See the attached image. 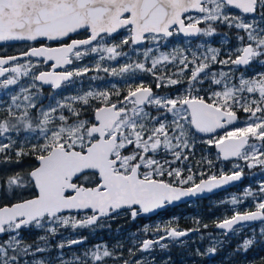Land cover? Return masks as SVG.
I'll use <instances>...</instances> for the list:
<instances>
[{"label": "snow or ice", "instance_id": "snow-or-ice-1", "mask_svg": "<svg viewBox=\"0 0 264 264\" xmlns=\"http://www.w3.org/2000/svg\"><path fill=\"white\" fill-rule=\"evenodd\" d=\"M231 9L247 15H234ZM192 10L203 15L197 18L186 15ZM213 22L245 33L237 34L236 39L241 41L242 47L236 50L235 59L229 57L218 61L219 49L209 47L207 53L210 55L198 57L193 53L191 61L182 51L178 55L179 50H173L151 57L150 67L144 62H133L111 69L113 76H134L136 71L150 73L156 78V88L159 89L184 81L165 74L157 75L158 65L179 59L182 66L179 74L189 69V64L193 65L185 93L175 98L157 95L141 81L135 87L129 85L122 98L121 90L113 86L112 90L91 89L82 95L66 97L47 108L38 104L39 93L32 91L36 82L59 89L62 84L70 83L73 77L91 70L109 72L108 68L101 69L100 61L105 59V55L100 56L94 69L84 67L74 71L39 72L32 77L28 87L21 86L17 94L11 95V102L6 107L7 115L0 118V137L8 140L0 143V153L14 149L16 164L26 156H32L37 163L30 170L0 177V195L22 196L24 191L21 190L34 191L35 194L0 206V235L7 236L0 242V264H21L22 261L23 264H47L43 259L26 260L25 257L45 252L48 236L39 237L45 247L37 245L33 248L32 244L24 242L22 229L35 227L55 236L57 225L86 228L96 225L102 218L119 214L121 210H128L135 219L141 213L154 212L182 198L211 192L239 181L242 169L231 174L221 172L219 177L213 174L195 183L192 174L185 179L182 169L171 167V163L177 160L188 159L183 151L194 147L196 133H215L225 124L231 125L236 121L238 117L234 108L249 114L245 126L233 127L205 143L217 147L225 160L239 157L249 168L264 167V71H257L250 78L241 73L238 86L225 84L223 91H211L208 100L198 95L201 89L196 87L208 78L206 70L211 63L250 67L257 62L264 66V0H0V42H36L43 38L59 44L57 47L44 44L30 47L19 56H0V77L9 74L0 81L3 89L18 85L19 77L28 76V69L35 67L31 64L27 67L22 64L5 67L21 57H43L54 61L53 69L72 64L73 57L80 60L89 53L106 54L108 60H113L127 55L119 51L124 44L158 41L177 33L212 36L216 31ZM201 23H207L208 27L201 28ZM122 28H128L129 35L120 44L107 46L103 43L105 36H111ZM80 30L89 32L87 38L70 39L71 34H78ZM64 38H69L70 42L63 43ZM82 46L87 47L81 50ZM151 51L147 49L143 53L146 59ZM217 75L222 79L216 78ZM229 75L225 72L211 73V82L220 85ZM245 91L258 92L259 99L247 100L239 95ZM113 97H116L115 101ZM93 101H99V105L93 106ZM89 108L92 109V118H83ZM149 108H155L157 115H153ZM32 110L38 112L35 122L30 115ZM168 114H171V120ZM12 133L17 136L29 133L31 138L26 137L17 144L11 137ZM250 139L261 143H249ZM161 150L171 153L173 161L158 159L157 154ZM4 162L12 161L5 155ZM207 162L211 166L212 162ZM234 168H239V165ZM165 176L175 177V181H166L163 179ZM186 184L191 186H181ZM259 194L262 198L255 204V211H236L216 226L235 232L234 226L242 222L264 221V184L260 185ZM253 195L250 189H245L244 197ZM239 202L235 197L231 201L232 204ZM71 210H90L91 215L77 219L63 214ZM148 230L147 227L144 229ZM164 231L166 235L158 240H144L138 251L150 252L157 244L166 249L168 245L162 243L165 239L176 240L198 229L165 228ZM82 242L69 240L67 243L71 246ZM258 243L264 244V227L258 236L253 234L252 238L244 239L237 251L246 252ZM57 247L63 249L65 244L60 243ZM217 250L212 246L206 253L198 250L197 254L214 255ZM129 254L134 256L135 252L129 249ZM89 257L93 262L117 258L106 245H97L94 250L85 252L84 258ZM76 260L85 264L80 257ZM61 264L72 262L61 260ZM123 264L131 262L124 260ZM135 264H148V261L137 260Z\"/></svg>", "mask_w": 264, "mask_h": 264}, {"label": "flooded vegetation", "instance_id": "flooded-vegetation-1", "mask_svg": "<svg viewBox=\"0 0 264 264\" xmlns=\"http://www.w3.org/2000/svg\"><path fill=\"white\" fill-rule=\"evenodd\" d=\"M186 15H189L191 17L196 18V16H195L196 14H194V13H189ZM200 26H201V28H203L202 24H200ZM128 33H129L128 28L121 29L117 33L112 34L111 36H105L103 43L107 46H111L112 44H120L121 36L124 34H128ZM88 35H89L88 31L81 30V31H79L78 34H71L70 39H85V38H87ZM242 35H245V33L242 32ZM199 36H200V34H199ZM197 38H193V37L191 38V37L184 36L181 33H177L171 37L159 39V45L163 49H168L169 46H171V45L181 46V44H184V42H189L192 45L193 49H194L193 45L198 44L199 46L197 49L199 50L202 47H200V43H201L200 40H197V41L195 40ZM70 39L64 38V40L62 42L63 43H69ZM41 44H44V45H47L50 47L59 46L57 41H48V40L43 39V38L39 41H36V42L24 41V42H18V43L2 44V45H0V56L19 55L21 52L28 50L30 47H39ZM153 44L154 43L151 40H145L143 43H139V44H132V43L124 44L119 49V51H121L122 53H126L127 55L118 56L113 60H108L106 58V54L89 53L88 55L84 56L80 60H76L73 57L72 64L60 65V66H57L55 69H53L52 65L55 63L54 61L45 60V58H43V57H41V58L27 57L24 59H20L16 62H11L8 65V67L9 68L15 67L16 64L32 63L33 65H35V67H32L33 76L38 74L39 72H42V71L43 72H48V71L63 72L66 70L67 71H74L77 69H83L84 67H89L90 69H94L96 63L98 61H100V56L105 55V59L103 61H100L101 69L108 68L109 72H104L103 70H100V71L91 70L82 76L73 77L72 81L70 83L62 84V86L59 89H53L51 86L45 87L42 83L37 82L38 85H37V89H35V90L40 91V92L45 94V100H43V102H41V103L48 102L49 98L52 101H56L57 99L64 97L66 95L74 96V95H78V94H83L84 92H87V91L91 90L92 88H95L96 90H105V89L112 90L113 86H115L116 89L121 90V98H122L123 95L126 94V90L128 88V87L126 89L122 88L125 80H127L129 82V85H131L132 87H135L136 85L140 84L142 81L145 86L151 87L156 94H158V93L159 94H166L171 98H175L176 96L184 94L185 89L187 87V78L186 77H189L191 75L190 71H189L188 75L186 73H183L181 75L169 74L168 76H171L173 79H181L184 82L181 84H178V85L165 87L167 89V91H163L164 86L157 89L156 88V78L152 74L147 73V72H135L134 76L132 74H126L127 78H124V76H113L110 74L112 68L119 69L121 66L125 65L126 63H133L134 61L139 62L141 58L144 59L145 57H144L143 53L147 49H151ZM86 47L87 46H82L81 50H84V48H86ZM220 54L221 53L219 52V58H220ZM153 56H155V52L151 51V53L149 54V58L148 59L145 58L144 63H147V66H151V57H153ZM257 64H258L257 62H253V64L250 67L249 66H235V68H237V69L240 68L239 73H241L242 71H247V69L244 70L241 68L249 67V70H252L255 67V65H257ZM221 67H223V64L222 65L221 64L215 65V73L219 74L220 73L219 68H221ZM232 71H234V69ZM8 75L9 74L2 77L0 79V81L7 78ZM184 76H186V77H184ZM93 77H98V79L94 80V79H92ZM202 77H203V74H202ZM196 87L198 89H201L198 92V95H202V94L206 93L205 82L203 84H197ZM211 87L215 88V87H219V85H217V86L214 85ZM0 90H4V89L0 88ZM193 94H197V93L194 92ZM53 97H54V99H53ZM115 99H116V97H113L114 101H115ZM98 105H99V101H93V106H98ZM148 110L151 111V113L153 115H157V111L155 108H149ZM34 111L37 112V110H32L31 111L32 117L37 118L38 115H35ZM65 114L67 115V110H65ZM83 118H92V109L91 108L86 110L85 116ZM168 118H169V115H168ZM27 135H28V133H21L19 136H17L16 133H12L11 137L13 140L17 141V144H19V142L25 140ZM27 138L30 139L31 136H27ZM7 142H8L7 137H0V143H7ZM185 153L187 155H189L187 161L180 164L181 162L178 160L176 162V165L188 166V163H192L193 172L197 173V177L194 179V182L198 183L200 181V179H202V178L205 179L204 178V144H198L197 143L194 145L192 150H187ZM5 155L10 157L12 162L5 163L4 162ZM165 157L166 156L164 154L157 155V158L160 159L161 161H164ZM16 159L17 158L15 156V150L14 149L10 150L7 153H0V177H4L6 175H12V174L19 172V171L30 170V168L37 163L32 156H26V157L21 158V163H19V164L15 163ZM166 166L167 165H165V167ZM189 174H190V172L183 171L182 177L186 179V177ZM163 179H165L166 181H169V182L175 181V177L165 176V177H163ZM181 186L190 187L191 184H186V185H181ZM235 190H236L235 187H233L231 189L213 194L210 197L203 199V200H205L208 203L214 204V202L218 201L219 199H220L219 201H221L222 199H224L226 197L227 194H229L230 192L235 191ZM21 191L28 193V191H26V190H21ZM7 198L8 197L5 198V196H3V199H6V200H3L5 202H3L2 204L0 203V206H2L4 204L16 202V200H13L12 198L11 199H7ZM223 204H225V203H223ZM167 210H168V208L164 209L163 211H161L156 216L141 215V216H137L135 219H132L131 214L128 210H121L119 212V214H123L122 218L125 220V222L120 224L122 231H125V233H127V231L131 228H133L135 230L134 233L132 234V236H129V237L133 238V245L136 246L135 247L136 250L139 249L140 244L144 240L148 239V240H154L155 241V240H158L160 236L166 235V234H160V232H162L163 229L162 228L159 229L157 227H154L153 222L155 219H157L158 216H163L165 211H167ZM63 214L68 215V216H73V217H76L77 219H80V218H83L85 215H91V211L88 210V211L82 212V213L65 212ZM229 217H231V216H229ZM122 218L113 215L110 218H105V219L98 221V223L96 225L86 227V228H79V227L72 228L70 225L69 226L58 225L57 226L58 232L55 236H52V235L46 233L45 230L35 229L34 227H32L30 229H22L21 230V236L23 237L24 242L28 243V244H32L33 248H35L37 245H39L40 247H45L44 242L40 241L39 237L45 236V234L48 236L47 246L49 248H47V250L43 253H37L35 257L29 256V257H25V259L26 260H32L35 258H39V259L45 260L47 262V264H61V260L66 261L68 254H73V258H75L77 255L80 256L87 251L94 250L95 246H97V245H106L108 247V242L106 241V236L103 235V234H107V229H108L107 220H109V219L110 220L122 219ZM98 225L101 228H99ZM250 225H252V224H250ZM146 227L149 229L148 231H144V229ZM246 227H250V226H246ZM29 230L31 231L32 235L29 233H26ZM100 230H101V232H100ZM220 232L224 234L223 231L220 230ZM5 239H7V236L3 235L2 237H0V242H2ZM69 240H83V242L80 244L68 246L67 242ZM128 240H131V239H128ZM166 242H167V239L162 241V243H164V244ZM60 243L65 244V247L63 249H60L57 247V245ZM157 246L160 247L159 244L155 245V247H157ZM147 257H148L147 254H144L143 257H141V258H147ZM88 260H89V263L91 264L92 260L90 257L88 258ZM106 261H107V259H106ZM21 264H23V261L21 262ZM72 264H77L75 262V259H73ZM101 264H102V261H101Z\"/></svg>", "mask_w": 264, "mask_h": 264}, {"label": "trees", "instance_id": "trees-1", "mask_svg": "<svg viewBox=\"0 0 264 264\" xmlns=\"http://www.w3.org/2000/svg\"><path fill=\"white\" fill-rule=\"evenodd\" d=\"M201 24L203 28L208 27L207 23ZM213 27L216 29V31L213 34L212 45H216L217 49H219V52L221 53L220 58L223 59L226 57L228 59L231 57V59H235L237 55V52L235 53V51L242 47L241 41L237 40L236 37L237 34L242 35L243 31L235 28H229L227 25L220 22H213ZM203 36L204 35L200 34V36L195 40H201L203 39ZM245 42H247L246 38ZM223 66L230 67V65ZM262 67L264 66H261L259 63L255 65L252 70H249V67H243L241 69H247V71H242L241 73H244V75L247 77H252L257 71H261V69H263ZM174 69L175 68L172 67V65L157 66L156 73L157 75H169L173 74L175 71ZM239 69L240 68H235L232 73L234 75H239ZM128 85L129 82L125 80L122 88L126 89ZM163 91H167V89L163 87ZM245 95L248 96V100L258 97V94L247 93L246 91L243 95V97L246 99ZM208 98L209 97L205 95V99L208 100ZM5 103L6 102L1 97L0 106H4ZM233 110L240 114V121L245 118V112H243L241 109L237 107ZM6 115V109L0 108V118L5 117ZM251 140L252 139H250V142ZM204 152V172L205 178H207L209 175L207 169L209 166L207 163L208 157L209 159H212L213 165L219 164L221 159L219 158V154L216 152L214 145L209 147L204 146ZM228 164L229 162H227V165ZM255 170H257L258 173L252 177L247 176L241 185L235 187L238 193L244 194L246 186H251L253 189L260 188L258 182L261 179L264 180L263 167L256 166L252 167L251 169L245 168L244 171L249 173ZM246 199V202L241 204V210H244L245 206L249 203L248 201L250 196L246 197ZM224 208L225 204H211L205 200H198L192 205L185 204L182 205V207L168 208V210L165 211L163 217H176V219H174L170 224L171 227L180 230L198 229V231H189L188 235L185 237L176 240L171 239V241L167 240L165 244L168 245V247L166 249H160V247L157 246L150 252L146 253L135 249L136 246L133 245V238L129 237L132 236L135 230L131 228L127 231V233L122 231L120 224L125 222V220L122 218L123 214H117L115 216L122 219L107 220V234H103L106 236L109 251H112L114 256L117 257L115 259L109 257L107 261L110 262V264H123L124 260H129L131 264H135L137 260H147L148 264H264V244H255L246 252L243 250L237 251L236 245L240 242V239H237L233 236H225L217 229L216 218L219 216L222 219L225 213L229 215L232 214L229 213V211H225ZM253 209H255V206L251 205L248 210ZM204 225H207V227H204ZM255 225L264 226V221L262 224ZM26 233L32 235L30 230ZM256 235L258 236L259 232ZM215 239L220 240L221 245L217 244ZM212 246H215L218 249L215 256L210 257V255L197 254L198 250L200 253H206V250ZM129 249L135 252L134 256H130ZM144 254H148V259L141 258ZM76 257H80L82 260H85V264H90L88 258H84V254L80 256L77 255ZM76 257L73 258V254H68L66 261L73 262V259H75V262L79 264V262L76 260ZM91 264H99V262L92 261Z\"/></svg>", "mask_w": 264, "mask_h": 264}, {"label": "rangeland", "instance_id": "rangeland-1", "mask_svg": "<svg viewBox=\"0 0 264 264\" xmlns=\"http://www.w3.org/2000/svg\"><path fill=\"white\" fill-rule=\"evenodd\" d=\"M231 13L232 14H234V15H241V16H245L244 14H242L241 12H239V11H235V9H231ZM203 14H201V15H199V14H196L195 16H196V18L197 17H200V16H202ZM193 18H195V17H193ZM129 35V33L128 34H124V35H122L121 36V38H120V42L125 38V37H127ZM206 39H205V38ZM212 41H213V35L212 36H203V39H201L200 40V47H202V48H200L199 50L197 49L198 48V44L197 45H193L194 46V49H193V47H192V45L189 43V42H184V44H181V46H174V45H171V46H169V48L168 49H163L162 47H160V45H159V40L158 41H152L154 44H153V46L151 47V50L152 51H154L155 52V56H159L160 55V53H171V52H173V50H179L178 51V55H179V52L180 51H182L183 52V54L185 55V56H187V58H188V60L189 61H191L192 60V58H193V56H192V54L193 53H195L196 54V56H198V57H203L205 54H208V55H210L209 53H207V48H209V47H211V48H216L217 49V47H216V45H212L213 43H212ZM235 53H236V51H235ZM224 59H227L226 57L225 58H223V59H221V58H219V54H218V56H217V60L219 61V60H224ZM145 60V58L144 59H140V61L139 62H145L144 61ZM135 62V61H134ZM29 64H31V65H33L32 63H27V64H23L22 63V65H25L26 67L29 65ZM127 64V63H126ZM146 64V66H147V63H145ZM217 64H220V63H211L210 64V68L209 69H207L206 70V72H208L209 73V75H208V78H206V79H204V82H205V90H206V94H202V95H200V96H204L205 97V95L207 96V97H209L210 96V93H211V91H223V89H224V86H225V84H227L228 86H231L232 84H236L237 86L239 85V76L241 75V73L239 74V75H234V74H232V70L233 69H235V66H233V65H231V64H229L230 65V67H221V68H219L220 69V71L219 72H225V73H229L230 75H229V78L227 79V80H222V83L219 85V87H215V88H212L211 86H214L215 84H213L212 82H211V73H215V65H217ZM166 65H172V67H174L175 69V71L173 72V74L174 75H181V74H179V68L180 67H182L181 65H180V61H179V59H177L176 61H174V62H172V61H170V62H165V63H163V64H161V65H158V66H166ZM174 65V66H173ZM222 65V64H221ZM150 67V66H149ZM178 67V68H177ZM193 67V65H191V64H189V69H187V70H185L184 71V73H186L187 75L189 74V71H190V73H191V68ZM263 69H261V71H264V67H262ZM29 70V75L28 76H23V75H21L20 77H19V83H18V85H12V86H9V88L8 89H4V90H0V98L2 97L3 98V100L6 102L5 104H4V106H0V108L1 109H6V107H7V105L11 102L10 101V97H11V95H14V94H17L18 92H19V90H20V87L21 86H23V87H28L31 83H32V77H33V73H32V67L31 68H29L28 69ZM136 72H142V71H136ZM188 72V73H187ZM232 74V75H231ZM244 74V73H243ZM245 76V75H244ZM124 78H127V75L125 74L124 75ZM216 78H218V79H222L220 76H218L217 75V77ZM245 78H250V77H247V76H245ZM37 82H36V87L34 88V89H32V91L33 92H38L39 93V99H38V104H43L44 106H45V108H47V106L49 105V104H52V105H54L55 104V101H52L50 98L48 99V102H46V103H41V102H43V100H45V94L44 93H42V92H40V91H37V90H35V89H37ZM217 86V85H216ZM92 89H95V88H92ZM256 94H258V97H255V98H251V99H249V100H252V99H259V93L257 92ZM78 95H82V94H78ZM157 95H160V96H167V97H169L168 95H166V94H157ZM239 95H244V93H242V94H239ZM239 95H238V98H239ZM74 96H77V95H74ZM246 96V99L248 98V96L247 95H245ZM66 97H72V96H70V95H66V96H64V97H61V98H59V99H57V100H63L64 98H66ZM6 98V99H5ZM169 98H171V97H169ZM56 100V101H57ZM207 100V99H206ZM248 100V99H247ZM1 105V104H0ZM17 112H19V110H16ZM237 112V111H236ZM34 114L35 115H38V112H36V111H34ZM30 115H31V117H32V112L30 113ZM169 115V120H171V114H168ZM259 115V114H258ZM248 116H249V114L248 113H245V118L244 119H242L241 121H239L237 124H235V125H233L232 127H228L227 129H225V130H223V131H221V132H218V133H216L215 135H209V136H200V135H197V134H195V136L193 137V139L195 140V144H204V146L206 147H209V145H207L206 143H205V141H207L209 138H213V139H215V138H218L219 136H222V135H224V133H225V131L226 130H231L233 127H244L245 126V122L248 120ZM32 119H33V121L35 122V120H36V117H32ZM189 135H190V137L192 136V134L191 133H189ZM27 136H31V134H29L28 133V135ZM250 143H256V144H260L261 142H259V141H256V140H251V142ZM194 144V145H195ZM192 148L193 147H190L189 149H185L184 151H183V155L184 156H189V155H187L185 152L187 151V150H192ZM159 154H164L166 157H165V159L164 160H168V161H173V157H172V155H171V153H166V152H164L163 150H161L157 155H159ZM204 157H205V152H204ZM219 158H220V155H219ZM221 159V158H220ZM178 161V160H177ZM177 161H175V162H173V163H171V167L172 168H177V169H182V172L183 171H186V172H190V174H192L193 176H194V179L197 177V173L196 172H193V167H192V163H188V166H182V165H176V162ZM181 163L180 164H182V163H184V162H186L187 160H184V159H181V160H179ZM207 161H211L212 162V159H209V157H208V160ZM227 162H229V164L227 165ZM208 163V162H207ZM205 165V164H204ZM235 165H239V168H234V166ZM168 167V165L166 166V168ZM245 168H248V169H251V168H249V167H247V164H246V162L243 160V159H241V158H237V159H233V160H228V161H224V160H222L221 159V162L219 163V164H217V165H213L212 163H211V166L209 165L208 166V177L210 176V175H216V176H218V175H220L221 174V172H223V173H232V171H234V170H236V171H239L240 169H242L243 171L242 172H244L245 173V175H246V177L247 176H250V177H252V176H254L256 173H258V171L257 170H255V171H251V172H249V173H246L244 170H245ZM189 169H191V171H189ZM263 169H264V167H263ZM204 178H205V172H204ZM259 185H261V184H264V180L263 179H261L259 182ZM257 184V183H256ZM241 185V184H240ZM239 186V185H238ZM245 189H250L253 193H254V195L253 196H250V199H249V203L245 206V209L244 210H241V204L242 203H244V202H246V197H244V194H240V193H238L237 192V190H235V191H232V192H230L229 194H227L226 195V197L224 198V199H222L221 201H216V202H214V203H218V204H223V203H225V211H229V213H232V214H227V213H225V214H227V215H223V217H222V219L218 216L217 218H216V220H217V223L218 222H220L221 220H223V219H225V218H228L229 216H232L236 211H239V212H245V211H248V209H249V207L251 206V205H254L255 206V204L262 198L261 197V195H259L258 193H259V189H253L251 186H246L245 187ZM35 193H34V191H28V193H25L24 192V194L22 195V196H16V197H8L7 199H13V200H18V199H26V198H28V197H31L32 195H34ZM237 198L240 202L239 203H237V204H232L231 203V201H232V199L233 198ZM0 203L2 204L3 202H5V201H3V200H6V199H3V195H0ZM6 198V197H5ZM194 202H196V201H192L191 203H187V204H189V205H192V204H194ZM180 207H182V206H180ZM256 209V208H255ZM220 218V219H219ZM105 219V218H104ZM174 219H176V217H169V218H164L163 216H158L157 217V219H155L154 220V222H153V225H154V227H157V228H162L163 229V231L162 232H160V234H166L165 233V231H164V229L165 228H173V227H171L170 226V224L172 223V221L174 220ZM102 220V219H101ZM100 221V220H99ZM98 223V222H97ZM263 223V221L261 222V223H258V224H262ZM100 224V223H99ZM58 226V225H57ZM246 226H250V227H246ZM46 227H47V225H46ZM98 227H99V225H98ZM262 227H264L263 225H255V224H252V225H250V224H243V225H239V226H237V227H235L237 230L235 231V232H232V234L231 235H229L228 237H230V236H233V237H235V238H237V239H240V242L236 245L237 246V248H238V246L240 245V244H242V242H243V240L244 239H247V238H252V236H253V234H257L258 232H260V229L262 228ZM35 228V227H34ZM99 228H101V227H99ZM35 229H37V228H35ZM40 230H43V229H40ZM220 231V230H219ZM189 233V232H188ZM46 235V234H45ZM167 240H169V241H171V239L169 238V239H167ZM216 240V243L217 244H219V245H221V241L220 240H217V239H215ZM252 247V246H251ZM250 247V248H251ZM47 248H49L48 246H47ZM51 248V247H50ZM236 248V249H237ZM217 254V252L214 254V255H210V257L211 256H215ZM147 256H148V254H147ZM109 258V257H108ZM108 258H105L103 261H102V264H110V262H108V261H106V259L108 260ZM35 259H39V258H35ZM145 259H148V257L147 258H145ZM99 262V264H101V261H98Z\"/></svg>", "mask_w": 264, "mask_h": 264}, {"label": "water", "instance_id": "water-1", "mask_svg": "<svg viewBox=\"0 0 264 264\" xmlns=\"http://www.w3.org/2000/svg\"><path fill=\"white\" fill-rule=\"evenodd\" d=\"M235 10H237V11H239V12H241L240 10H238V9H235ZM189 13H194V14H199V15H201V13H199V12H197V11H195V10H192V11H190ZM189 13H187V14H189ZM242 13V12H241ZM243 14V13H242ZM244 15H247V14H244ZM200 26V25H199ZM201 27V26H200ZM122 29H124V28H122ZM121 30V29H120ZM81 31V30H80ZM119 31V30H118ZM115 34V33H114ZM182 34V33H181ZM182 35H184V34H182ZM185 36V35H184ZM199 36V34H197V35H192V36H187V37H193V38H197ZM18 42H24V41H11V42H0V45H2V44H10V43H18ZM144 41H142V42H140V43H143ZM8 56H13V55H8ZM17 56H19V55H17ZM6 57V56H5ZM24 58H27V57H21L20 59H24ZM19 59V60H20ZM11 63V62H10ZM9 63V64H10ZM9 64H7V65H5V67H8V65ZM9 68V67H8ZM8 73H5V75H7ZM4 75V76H5ZM4 76H2V77H4ZM2 77H0V79L2 78ZM39 83H42V82H39ZM43 84V83H42ZM45 87H48V86H50L49 84H43ZM236 114H237V117H238V119L236 120V121H234L231 125H229V124H225V127L223 128V129H217L216 130V132L215 133H196L197 135H200V136H209V135H215L216 133H218V132H221V131H223V130H225V129H227L228 127H231V126H233V125H235L236 123H238V121H239V119H240V114L238 113V112H236ZM249 143H250V141H249ZM215 149H216V151H217V153L220 155V153H219V149L217 148V147H215ZM220 158L222 159V160H224V161H228V160H233V159H237V158H239V157H230L229 159H227V160H225V159H223V157L220 155ZM224 174H231V173H224ZM218 177H219V175H218ZM205 179H207V178H205ZM245 179H246V175H245V173L244 172H242V177H241V179L239 180V181H234V182H230L229 184H226V185H223V186H220V187H217V188H215V189H213V191H211V192H204V193H202V194H198V195H196V196H191V197H185V198H182L180 201H175V202H173V203H171V204H167V205H165L163 208H161V209H157L156 211H154V212H150V213H141L139 216H141V215H147V216H156V215H158L162 210H164V209H166V208H168V207H177V206H180V205H183V204H187V203H189V202H191V201H195V200H200V199H206V198H208V197H210L211 195H213V194H216V193H219V192H222V191H225V190H228V189H231V188H233V187H235V186H237V185H240L241 183H243L244 181H245ZM199 183V182H198ZM182 187H184V186H182ZM28 198H31V197H28ZM27 199V198H26ZM256 209H253V210H248V211H255ZM90 211V210H89ZM67 212V211H66ZM70 212H74V213H82V212H86V211H80V210H71ZM245 212H247V211H245ZM102 219H104V218H102ZM222 221V220H221ZM262 222V220H257V221H249V222H242L241 224H239V225H243V224H255V223H261ZM239 225H237V226H239ZM237 226H234V227H237ZM218 228V227H217ZM219 230H221V231H223L224 233H225V235L226 236H229L230 234H231V231H228V230H224V229H220V228H218ZM3 235H0V237H2Z\"/></svg>", "mask_w": 264, "mask_h": 264}]
</instances>
